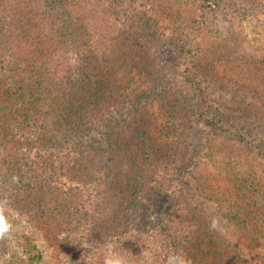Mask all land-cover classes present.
Segmentation results:
<instances>
[{
  "label": "trees",
  "instance_id": "trees-1",
  "mask_svg": "<svg viewBox=\"0 0 264 264\" xmlns=\"http://www.w3.org/2000/svg\"><path fill=\"white\" fill-rule=\"evenodd\" d=\"M218 9L200 0L183 23L156 0H0V214L21 230L12 263L103 264L97 248L76 258L81 219L84 230L123 223L147 203L169 255L199 249L209 220L179 179L190 148L222 135L264 156V93L241 98L197 44ZM159 102L156 138L145 108Z\"/></svg>",
  "mask_w": 264,
  "mask_h": 264
},
{
  "label": "rangeland",
  "instance_id": "rangeland-1",
  "mask_svg": "<svg viewBox=\"0 0 264 264\" xmlns=\"http://www.w3.org/2000/svg\"><path fill=\"white\" fill-rule=\"evenodd\" d=\"M156 1L183 23L195 19L200 5V0ZM218 1L219 9L206 10V20L195 28L197 44L208 52L212 71L218 77L231 86H241V98L247 93H264V1ZM172 59V54L163 55L158 62L168 66ZM162 108L160 102L145 108L150 135L156 138L157 130H163L166 121ZM190 150L180 167L179 179L201 204L209 222L203 226L207 234L199 235V249L194 248L186 259L191 264H264V156L247 152L243 145L222 135L211 139L204 151L195 147ZM104 187V183L98 185L99 193ZM163 202L161 198L157 203ZM134 212L128 213L123 223L103 222L88 230H84L82 218L78 226L82 227L81 235L75 241L79 248L76 258L83 260L96 248L104 257L108 250L132 249L148 251L153 264H167L168 248L158 235L157 213H152L149 203L135 206ZM17 224L14 221L8 225L4 239L8 249L0 257V264H14L12 256L18 251L15 242L21 237Z\"/></svg>",
  "mask_w": 264,
  "mask_h": 264
},
{
  "label": "clouds",
  "instance_id": "clouds-1",
  "mask_svg": "<svg viewBox=\"0 0 264 264\" xmlns=\"http://www.w3.org/2000/svg\"><path fill=\"white\" fill-rule=\"evenodd\" d=\"M216 222L213 221V227H215ZM8 230V224L6 219L0 214V239L3 238V234ZM143 256L145 258L144 264H153L152 255L148 251H144ZM103 264H129L127 258L117 256L112 250L105 255ZM167 264H191L189 259H186V254L174 253L169 255Z\"/></svg>",
  "mask_w": 264,
  "mask_h": 264
}]
</instances>
